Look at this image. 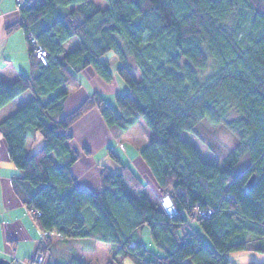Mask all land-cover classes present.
Returning a JSON list of instances; mask_svg holds the SVG:
<instances>
[{
    "label": "trees",
    "instance_id": "1",
    "mask_svg": "<svg viewBox=\"0 0 264 264\" xmlns=\"http://www.w3.org/2000/svg\"><path fill=\"white\" fill-rule=\"evenodd\" d=\"M103 4L20 0L22 21L7 29H23L30 50L31 74L14 84L0 81V110L25 92L33 95L0 124L12 162L23 173V204L48 235L108 243L135 264H231L229 255L236 252L264 255V0ZM29 36L47 49V65ZM76 38V50L67 53L65 45ZM110 53L128 89L111 105L94 93L64 116L80 73L93 68L106 83L115 79ZM211 61L214 69L204 76ZM93 109L115 138L146 122L152 136L140 156L177 215L166 214L160 197L112 147L107 153L119 170L103 168L100 192L75 182L71 169L80 155L70 144L72 128ZM207 119L237 138L224 167L205 162L182 137ZM37 132L43 146L28 156L29 139ZM252 175L256 180L249 187ZM208 210L211 216L198 213ZM146 226L162 256L135 244L134 234ZM51 248L47 238L37 252Z\"/></svg>",
    "mask_w": 264,
    "mask_h": 264
},
{
    "label": "crops",
    "instance_id": "2",
    "mask_svg": "<svg viewBox=\"0 0 264 264\" xmlns=\"http://www.w3.org/2000/svg\"><path fill=\"white\" fill-rule=\"evenodd\" d=\"M21 21V11L18 8L17 0H0V81L9 84H14L20 75L31 74L30 50L25 31L18 29L8 33L7 30ZM78 80L80 85L77 89L71 90L65 103L64 116H68L79 108V105L94 93L102 94L111 105L114 96L126 90L121 82L117 83V81L115 88L111 87L110 84L97 75L93 68H88L80 73ZM108 98L111 100H108ZM32 99L33 95L25 92L24 95L0 110V124L23 108ZM72 132L75 138L70 144L80 155V159L74 164L71 171L75 182L79 186L98 193L102 189L101 173L103 168L107 167L113 172L119 170V166L112 162L108 153L104 151L106 146L112 145L122 162L128 164L142 180L147 177L149 180H145V182L149 185L150 190L156 196H161L159 184L156 183L148 165L141 158L140 152L130 145L122 150L115 147L116 143L113 145L114 136L100 111L93 109L88 115L80 119L79 123L74 125ZM27 146L28 156L38 152L43 146L42 135L39 132L34 133L30 137ZM22 176V171L14 166L5 139L0 133V258L10 262L15 260L18 264L23 262L28 264L29 260L38 251L42 242L43 231H41L33 219L31 211L27 210L23 200L20 198L19 191H24L20 184ZM146 230L147 226L139 229V232L137 231L134 234L135 244L142 245L148 251L162 256L163 251L156 247L152 239L146 237L149 241L145 240V236H147ZM86 240L89 241V239ZM110 248L114 249L112 245H110ZM122 259H125L123 264H135L133 260ZM229 259L231 264L240 263L241 259L242 264L247 261L249 263L258 262L264 264V255L258 252H236L235 254H230ZM47 261V264H52L51 252H49V260ZM91 264L102 263L96 261Z\"/></svg>",
    "mask_w": 264,
    "mask_h": 264
},
{
    "label": "rangeland",
    "instance_id": "3",
    "mask_svg": "<svg viewBox=\"0 0 264 264\" xmlns=\"http://www.w3.org/2000/svg\"><path fill=\"white\" fill-rule=\"evenodd\" d=\"M101 4L104 6L103 0H94V2ZM18 5V2H17ZM79 44V40L73 39L68 44L65 45L66 52H71L76 50V47ZM110 58L112 63V72L115 75V79L108 83L111 87L116 86L117 83L121 82V84L127 88L125 82L122 78H119L117 75V69L119 66L118 59L114 56L113 53L108 54V59ZM208 68L205 69L203 72L204 76L211 73L214 69V63L211 61L209 62ZM132 66L134 67L133 74L134 76L140 81L141 76L140 72L137 67H135L134 63L132 62ZM128 89V88H127ZM125 91L121 92L124 93ZM110 98H108L109 100ZM111 100V99H110ZM115 104V99H112ZM79 123V122H78ZM74 127V126H73ZM73 133V132H72ZM113 134V132H112ZM114 136V134H113ZM151 132L148 130L146 122L144 120L139 121L136 125L130 130L127 135H123V137L115 138L113 140V145L119 149H126L128 145L131 147H135L138 151L148 144L151 139ZM183 139L186 141L188 140L197 150H199L202 159L207 163H213L218 167H224V157L230 152L231 149L236 148L237 146V138L233 134V132L223 125H213L208 119L201 122L197 125V129L194 133H183ZM75 138V135H74ZM113 146L108 145L104 148V151L107 153V149ZM108 156L110 157L109 153ZM247 162L243 165L244 167L247 166ZM150 170V169H149ZM142 174V173H141ZM145 174V173H144ZM154 177V176H153ZM144 180V179H143ZM145 180H149L145 177ZM144 180V183H146ZM153 185V183H152ZM149 186V185H148ZM156 187V185H154ZM167 196H160L161 202L165 200ZM162 204V203H161ZM164 206V205H163ZM193 223V222H192ZM194 224V223H193ZM139 232V231H138ZM44 232L42 233L41 241L46 240L47 238L51 242L52 248L49 249L48 252H40L45 254V264L48 263L49 260V252H51L52 256V264H69L73 260L80 261L82 264H91L92 262H99L102 264H123L125 259L120 254L117 253L118 250L111 249L110 245L107 243L99 242L97 240H66L62 239V236L57 234H50L48 236H44ZM147 236H145V240L152 239L150 235V228L147 227L146 230ZM203 234V233H202ZM204 237L205 234H203ZM148 237V239L146 238ZM149 241V240H148ZM153 241V239H152ZM121 259V260H120ZM130 257L127 258L129 260ZM132 260V259H130ZM242 260V259H241ZM240 260V263L242 264ZM13 264H18L15 260H12ZM189 264H193L191 261L188 262ZM22 264H25L24 262ZM245 264H250L248 261Z\"/></svg>",
    "mask_w": 264,
    "mask_h": 264
},
{
    "label": "built area",
    "instance_id": "4",
    "mask_svg": "<svg viewBox=\"0 0 264 264\" xmlns=\"http://www.w3.org/2000/svg\"><path fill=\"white\" fill-rule=\"evenodd\" d=\"M18 5L20 4V0H17ZM30 44L32 46V49L35 51L36 56L39 58V60H41V62L43 63V65H47L48 64V60H47V56H48V51L47 49L43 48L37 41V39H35L33 36H29L28 37ZM164 206V210L166 212V214L170 215L171 217L177 215V210L175 208L174 203L172 202V199L170 196H167V198H165V200H163L161 202ZM35 213V212H34ZM200 214V216H211L213 213V210H208V211H201L198 212ZM36 215L40 216L39 213H35ZM45 233V232H44ZM44 236H48V233H45ZM136 245L132 244L131 248L135 249ZM45 254L44 253H40L37 252L34 257H32L31 260H29L28 264H45Z\"/></svg>",
    "mask_w": 264,
    "mask_h": 264
},
{
    "label": "water",
    "instance_id": "5",
    "mask_svg": "<svg viewBox=\"0 0 264 264\" xmlns=\"http://www.w3.org/2000/svg\"><path fill=\"white\" fill-rule=\"evenodd\" d=\"M255 180H256L255 175H252L251 180L248 183V186L251 187L253 185V183L255 182ZM0 264H12V262H10L6 259L0 258Z\"/></svg>",
    "mask_w": 264,
    "mask_h": 264
}]
</instances>
